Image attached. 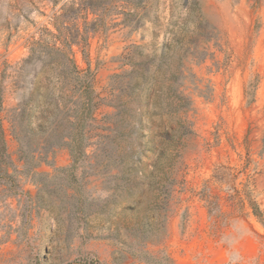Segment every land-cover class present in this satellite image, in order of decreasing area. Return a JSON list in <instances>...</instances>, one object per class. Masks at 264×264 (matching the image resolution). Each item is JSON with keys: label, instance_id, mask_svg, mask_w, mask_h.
<instances>
[{"label": "rangeland", "instance_id": "obj_1", "mask_svg": "<svg viewBox=\"0 0 264 264\" xmlns=\"http://www.w3.org/2000/svg\"><path fill=\"white\" fill-rule=\"evenodd\" d=\"M143 2L0 0V124L21 185L15 195L0 188V264H80L86 254L146 264L116 240L117 214L163 200L165 234L146 251L174 264H264V0ZM163 46L146 105L147 84L131 90L128 73L155 68ZM57 48L94 76L96 108L71 189L54 169L71 165L63 144L78 95L49 67L64 59ZM171 72L182 139L172 170L151 179L141 170L153 171L148 149L167 139L160 105ZM55 105L52 130H27ZM31 159L54 177L32 180ZM124 166L138 172L124 175Z\"/></svg>", "mask_w": 264, "mask_h": 264}, {"label": "trees", "instance_id": "obj_2", "mask_svg": "<svg viewBox=\"0 0 264 264\" xmlns=\"http://www.w3.org/2000/svg\"><path fill=\"white\" fill-rule=\"evenodd\" d=\"M135 4L142 5L144 2L143 0H135ZM144 8L145 4L142 9ZM136 9L137 8H135V10ZM163 47L158 64L155 68H152L154 70L147 66L146 63H143L140 66H133L132 70L128 73L130 79L127 86L131 90L138 91L142 85L145 86V84H147L142 89L145 91L143 102L146 105L153 97L152 93H154H151L153 74H159V71L162 69L163 59L168 53L167 49H165L166 46ZM67 51H70V48H68ZM55 52L58 56L64 59L53 62L49 67L58 71V75H61L63 79H69L70 83H72L71 85L74 94L78 95L77 100L73 102V122L70 126L68 142L63 144L69 153L71 165L66 168L54 169V176L57 174L62 175L66 182V188L71 189L76 183V166L84 156V150L87 145L85 142L86 138L84 137V128L86 124L92 120L96 108V104L94 103L95 91L93 89L94 76L89 69L85 71L79 70L73 60L66 59L67 53L64 52L63 49L57 48ZM163 75H165V72ZM166 80L168 84L166 86V95L164 97L165 104L159 105L170 117L167 139L163 144L155 145L153 147L151 146L148 149L150 153L157 152L155 163L152 165L153 171L145 173L144 169L141 170L142 175L151 179H153L155 173L163 174L164 176L167 172L169 173L172 170L178 151V145L182 139L181 129L184 128V121L179 115V110L184 107L182 104L183 99L177 93L178 86L176 84V75L171 72ZM161 88L162 86L160 89ZM158 100L159 99L155 97L154 104L157 105L159 103ZM57 106L55 105L53 108L44 106L42 115L38 118L40 121L39 124L36 125L35 129H32L30 128L31 126H29L27 127V130L32 134H34V130L41 132L52 130L50 129L52 124L51 119L55 116L58 109ZM30 118L29 124L32 120L34 121V119H36V117ZM137 161L140 165H143L144 168L147 167L142 164L140 160ZM36 168L37 166L33 164L32 159L30 161L24 160V169L30 174L32 180L35 176L46 179L54 177L45 173H37ZM136 171L138 172L137 168L134 169L131 166H124L122 173L124 175H132ZM18 178L19 174L16 169L13 168L9 159L3 129L0 124V188L11 195L17 194L21 189ZM162 202L161 205H167V203L164 204V200ZM161 205L153 201L150 202L143 211L141 209H136L135 207H128L122 209V211L117 214V217L119 218L118 222L115 224L117 233L116 240L130 250V255L132 257L140 259L146 264H174L173 260L163 252L151 253L146 251L145 248L147 243L153 244L159 242L158 239L160 238H158V233L160 231H163V234H165L164 225L167 224L168 217L165 216V219L160 220L159 211ZM128 217L130 218L128 219ZM82 224L85 225V221H82ZM122 236H125L128 239L127 242L122 240ZM136 244L141 245L139 249H135ZM80 262V264H98V261L90 254L82 256Z\"/></svg>", "mask_w": 264, "mask_h": 264}]
</instances>
